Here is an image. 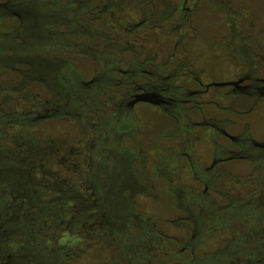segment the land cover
Segmentation results:
<instances>
[{"label": "trees", "instance_id": "obj_1", "mask_svg": "<svg viewBox=\"0 0 264 264\" xmlns=\"http://www.w3.org/2000/svg\"><path fill=\"white\" fill-rule=\"evenodd\" d=\"M59 1L65 3L56 9L76 7L72 0ZM42 2L43 15L11 10L0 23V264H73L90 243L83 234L99 225L91 217L94 211L77 203L82 201L78 186L73 189L61 176L77 155H71L69 141L44 137L42 131L52 122L82 121L92 109L85 101L99 90L113 96L115 90H131L132 52H118L126 46L111 41L119 34L114 24L100 26L97 15L56 10L48 15ZM86 17H92L90 23ZM11 20L15 26L6 24ZM77 57L97 64L99 89L81 78L73 62ZM78 160L75 174L84 167ZM247 192L232 205L227 200L201 208L197 201L185 218L184 242L161 247L151 242L150 264H264L261 196L259 190ZM214 241L221 246L206 252Z\"/></svg>", "mask_w": 264, "mask_h": 264}, {"label": "flooded vegetation", "instance_id": "obj_2", "mask_svg": "<svg viewBox=\"0 0 264 264\" xmlns=\"http://www.w3.org/2000/svg\"><path fill=\"white\" fill-rule=\"evenodd\" d=\"M124 1L120 0V3H115L113 0L100 1L96 5L91 4L89 7L90 0L85 4L81 0H72L69 4L73 3L77 6L74 11L66 6L63 9H56V2L48 3V15H55V10L59 11L61 15H71L72 12H75L77 15L82 13L81 15L97 16L106 15L107 9L110 7L117 11L118 16L112 17L114 22L112 28L118 27L128 37L126 47L117 49L118 52H124L125 50L132 52V59L127 62V76L130 79L131 90L120 92L119 96L123 98L116 104L111 102L109 107H102L101 113L115 111L118 115H121L124 111L132 112L137 104L142 103L168 115L173 120L172 132L179 134L181 150L170 149L172 159L177 158V162L173 163L163 158L161 160L162 166L154 168V171L156 176L161 177L164 174H182L187 167L188 172L203 187L201 193L195 198V204L197 201L199 202V199L208 198V192L211 190L215 194H219L214 190V187L212 188V185L219 184L223 179H228L229 183L237 179L238 174H234L228 167L233 162L246 161L252 163V174L258 176L262 170L264 171V136L259 141L255 140L249 134L247 124L241 125L242 130L240 133L236 135L234 133L229 134L227 129L236 127V122L227 118L217 119L216 116L206 117L203 111L205 107L212 105L224 113L251 115L257 107L261 108L264 105V18L247 15L231 0H135L139 18L135 22H130L128 17L119 16L125 10L121 7ZM105 4H108L107 7H105ZM128 5L130 6V4ZM44 7L46 6L42 0H33L32 3H29L28 0H8L5 3H0V23L3 21L2 18L5 13L11 10L26 13V11L32 9L31 14L28 13L29 15H43ZM200 15H210L217 19V28L214 30V36L218 41L216 49L219 57L227 58L222 62L218 60L220 63L218 67L220 69L218 70L232 75L227 82L213 84L235 82L234 85L215 88L220 89V96L246 98L250 104L245 112H236L227 107H218L206 98L205 93L211 87L206 89L209 85L202 82V77L205 70L207 71L204 60L208 58L209 54L207 55L203 50V47H205L204 39L200 37V31H197V18ZM90 19L92 17H86L88 22L91 21ZM32 21H34V18ZM147 38H149L148 41ZM146 44L152 50L156 48L158 51L149 50V52H146ZM151 52H153L152 56L149 54ZM139 58H142V61H139ZM193 68H196L197 71L195 72ZM127 72L120 70L119 74L125 75ZM181 79H186V83L177 84ZM123 80L119 78V83H122ZM99 81L100 79L96 76L87 84L96 83L95 86L99 89ZM190 85H193V89L190 88ZM100 89L102 88L100 87ZM108 95L103 90H99L96 98L100 100L103 97L106 99L104 103L108 104ZM142 98L147 99L149 102H136ZM113 104H115V108H111ZM194 114L199 116V121H193L192 116ZM95 116L96 114L91 109L89 113L83 115L82 119L86 120L87 117L96 119ZM97 121L111 128V124L106 123V120L100 121L97 119ZM121 123L117 131L129 133V124L124 123V121ZM196 129H207L209 132L207 141L211 144L212 149L207 164L202 163V156L193 159L195 157L194 152L187 153L189 144L200 139L195 136L194 131ZM218 138L223 139L225 143L218 142ZM105 152L112 154L110 151ZM70 153L71 155H77L76 158L73 157L74 160L80 159L81 163L84 164L82 162L85 157L83 150L70 148ZM127 156L132 159V156L127 154H123V156L118 154V157H115L114 154V159L117 160V164L127 167L130 165ZM74 163L73 167L77 169L79 166L77 161H74ZM85 168L84 165L82 174L85 176V183H79L78 190L84 203V209L91 211L97 201H94L93 193L88 192V185H91V182ZM113 175L109 174V178L111 177L110 182H112L107 196L111 199L110 210L114 215H106L100 220L99 225L91 229L88 238L90 242L104 235L112 236L114 233H123L124 217H122L121 209L123 203H120L115 197L118 193L117 189L121 192V190L128 187L127 181L130 182L131 179L125 180L126 182L123 183V175H121L122 178ZM250 176L252 175H247V178ZM256 181H258L259 188L255 186L249 191L257 192L259 190L261 196V200L258 199L259 205L264 210V195L262 193L264 190V176L257 178ZM129 188L132 189L133 193L144 191L142 187L129 186ZM168 190L175 196L176 207L181 204L189 207L193 204L192 201H186L187 189L185 187L168 188ZM249 191L247 194L250 193ZM236 200L229 199V202L232 205L236 203ZM116 204H119V206ZM204 204L206 205L205 202L200 203L201 206ZM187 213L190 214L191 212L188 210ZM93 219L95 220V218ZM133 220V226L138 228L139 224L135 216ZM178 220L184 221L183 224H185V218ZM170 224H173V222H170ZM155 226L156 223L151 224L152 229ZM201 227H203V224ZM150 238V244L156 241L155 244L160 245V247L164 242L170 244V241L178 240L181 243L186 239H173L160 234L151 235ZM112 239L113 242L118 243L116 238Z\"/></svg>", "mask_w": 264, "mask_h": 264}, {"label": "rangeland", "instance_id": "obj_3", "mask_svg": "<svg viewBox=\"0 0 264 264\" xmlns=\"http://www.w3.org/2000/svg\"><path fill=\"white\" fill-rule=\"evenodd\" d=\"M8 0H0V3H5ZM45 3L56 2V4L64 5L59 0H44ZM88 0H81L85 4ZM100 1L106 0H90L88 6L96 5ZM120 0H113L115 3H120ZM235 5L240 7L243 12L252 17L264 18V0H231ZM130 4V6L128 5ZM66 5V4H65ZM76 5V4H75ZM108 4H105L107 7ZM67 6V5H66ZM125 10L119 14L120 17H128L130 22L138 20L137 5L135 0H125L121 6ZM77 6L71 8L76 9ZM74 11V10H73ZM75 13V12H74ZM73 12L71 15H75ZM81 15V14H80ZM117 11L110 7L107 9L106 15H99L95 18L99 19L100 26L102 24H114L112 17H116ZM97 19L94 22L96 25ZM197 21V31H200V37L204 39L205 47L203 50L209 56L204 60V65L207 71L202 77V82L205 85L213 83H223L232 77L229 73L220 72L218 69L220 63L224 59L218 56V50L216 49L215 31L217 28V19L210 15H200ZM9 26H15L16 20L6 22ZM118 28V27H117ZM118 37H113L111 34V41L115 42L116 47H124L128 42V37L119 28L117 29ZM110 34V33H109ZM133 41V39H131ZM149 38H147V41ZM127 41V42H126ZM152 50L149 45L146 44L145 51ZM157 52L155 48L152 50ZM153 52L149 53L150 56ZM216 59V60H215ZM142 61V58H139ZM159 61V60H158ZM73 62L76 69L80 73L82 79L86 82L92 81L98 74V66L93 61L85 57L73 58ZM115 62L119 64V58L115 57ZM196 72L197 69L193 68ZM186 79H181L177 84L186 83ZM193 89V85H190ZM117 96L112 94L108 95L107 103H118L123 97L119 96V93L115 90ZM206 98L212 101L218 107H227L236 112H245L249 107V101L243 97H226L220 96V89L211 87L207 93ZM206 99V100H207ZM87 100V99H85ZM104 100L89 98L85 101L84 107H91L96 114V119L86 118L82 121L65 120L63 122L49 123L42 131V135L47 138L56 139L59 141H69L71 148L77 150H83L85 153L83 165L87 169V176L91 185L88 192L93 193V199L96 202L92 218H95V223H100L106 215L113 216L114 213L110 210V198L108 190L110 189L111 182L109 174H115L117 178H122L123 183L127 181L128 187L123 190L117 189V196L115 199L122 202V217H124V229L123 233H114L112 236H103L92 240L85 249L80 253L79 257L73 264H150L151 249L150 243L151 235L160 234L165 237H172L173 239H182L185 234L184 221L178 219H184L189 212H193L195 207V198L203 190L202 185L197 179H194L188 168L183 170L182 174H164L161 177L156 176L154 168H160L162 166L161 160L164 158L166 161L177 162V158L171 157L170 149L175 151L181 150V141L179 140V134L172 132L173 120L158 109H154L146 104L139 103L135 109L131 111H124L121 115H118L115 111H106L101 113V108L105 105ZM115 104L111 108H115ZM97 109V110H95ZM258 109H261L260 111ZM204 114L206 117L216 116L217 119L227 118L233 122H236V127L228 128L229 134H238L242 130L243 124H247L249 134L255 140H261L264 136V105L260 108L257 107L255 111L250 114L237 115L234 113H224L218 108L209 105L205 107ZM98 120L109 122L111 128L106 124L102 125ZM193 121H199V116L194 114L192 116ZM96 120V121H95ZM129 124V133L124 131H117L121 122ZM120 122V123H119ZM95 124V125H94ZM122 124V123H121ZM195 136L200 138L198 141H194L187 147V153L194 152L195 157L198 159L202 156V163L207 164L210 159L211 144L207 141L209 132L207 129H196L194 131ZM218 142L225 143L223 139L218 138ZM105 151H110L112 154H107ZM118 154H127L132 156L129 159L128 165L125 167L121 164H117ZM111 155V156H110ZM73 161H79L78 159ZM142 164H141V163ZM72 163V162H71ZM69 165L68 172L61 173V176L68 182L73 189L77 188L79 183H85V176L82 174V170L77 174L74 167ZM229 170L234 174H238L237 179L229 183L228 179H223L217 185H212L216 192L212 190L208 192V198L199 199L200 203H206V205H225L229 199H237L239 197H245V193L251 188L255 187L254 181L264 176V171L260 172L258 176H254L252 163L246 161H237L228 165ZM252 175L247 178V175ZM111 176V175H110ZM114 176V175H113ZM113 179V178H112ZM241 185L235 186L236 183ZM109 183V185H107ZM251 183V184H250ZM86 185V184H85ZM247 185L248 187H246ZM108 186V187H107ZM129 186L142 187L144 193L134 192ZM211 186V185H210ZM185 187L187 189L186 201H192L191 206L184 204L176 207L175 196L168 190V188L175 189ZM241 189V190H240ZM114 199V197H113ZM185 201V202H186ZM198 202V203H199ZM80 205L84 206V203L78 201ZM76 203V204H77ZM119 206V204H116ZM76 209V207H73ZM202 208V206H201ZM89 212V210H87ZM87 212V213H88ZM89 216V215H88ZM137 218L139 227L133 226V217ZM173 222V224H170ZM156 223L154 229L151 224ZM84 228H87L86 224ZM264 229V223L262 225ZM85 229H83L84 232ZM82 232V233H83ZM81 233V235H82ZM70 236L75 232L71 230L68 233ZM89 233H84L83 237L88 241ZM112 238H116L118 243L113 242ZM217 244V241L211 243L206 252H213L221 244ZM202 253V252H200ZM140 259V260H138ZM146 262V263H145Z\"/></svg>", "mask_w": 264, "mask_h": 264}, {"label": "water", "instance_id": "obj_4", "mask_svg": "<svg viewBox=\"0 0 264 264\" xmlns=\"http://www.w3.org/2000/svg\"><path fill=\"white\" fill-rule=\"evenodd\" d=\"M235 84V82L234 83H227V84H212V85H209V86H207L206 87V89H208L209 87H225V86H229V85H234ZM144 102V103H146V102H149L147 99H144V98H142V99H140L139 101H136V102Z\"/></svg>", "mask_w": 264, "mask_h": 264}]
</instances>
